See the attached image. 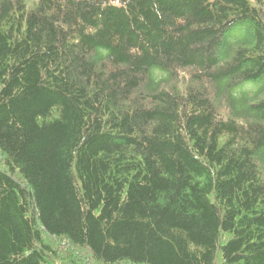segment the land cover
<instances>
[{
	"label": "trees",
	"instance_id": "trees-1",
	"mask_svg": "<svg viewBox=\"0 0 264 264\" xmlns=\"http://www.w3.org/2000/svg\"><path fill=\"white\" fill-rule=\"evenodd\" d=\"M264 264V0H0V264Z\"/></svg>",
	"mask_w": 264,
	"mask_h": 264
},
{
	"label": "rangeland",
	"instance_id": "rangeland-1",
	"mask_svg": "<svg viewBox=\"0 0 264 264\" xmlns=\"http://www.w3.org/2000/svg\"><path fill=\"white\" fill-rule=\"evenodd\" d=\"M87 263H89V264H97V263H95L93 261H90V259H87Z\"/></svg>",
	"mask_w": 264,
	"mask_h": 264
}]
</instances>
